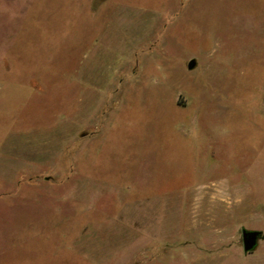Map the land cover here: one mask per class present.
Here are the masks:
<instances>
[{"label":"rangeland","instance_id":"obj_1","mask_svg":"<svg viewBox=\"0 0 264 264\" xmlns=\"http://www.w3.org/2000/svg\"><path fill=\"white\" fill-rule=\"evenodd\" d=\"M0 264H264V0H0Z\"/></svg>","mask_w":264,"mask_h":264},{"label":"water","instance_id":"obj_2","mask_svg":"<svg viewBox=\"0 0 264 264\" xmlns=\"http://www.w3.org/2000/svg\"><path fill=\"white\" fill-rule=\"evenodd\" d=\"M196 65V61H190L188 68L193 69ZM244 251L246 253H253L257 248L259 241L263 238V234L258 230H246L242 232Z\"/></svg>","mask_w":264,"mask_h":264}]
</instances>
